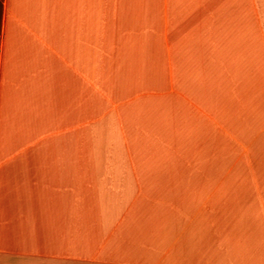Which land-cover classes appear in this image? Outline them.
<instances>
[{"label":"crops","instance_id":"obj_1","mask_svg":"<svg viewBox=\"0 0 264 264\" xmlns=\"http://www.w3.org/2000/svg\"><path fill=\"white\" fill-rule=\"evenodd\" d=\"M0 264H264V0H0Z\"/></svg>","mask_w":264,"mask_h":264},{"label":"rangeland","instance_id":"obj_2","mask_svg":"<svg viewBox=\"0 0 264 264\" xmlns=\"http://www.w3.org/2000/svg\"><path fill=\"white\" fill-rule=\"evenodd\" d=\"M211 131V132H210ZM210 134L207 133V140H208V144L211 142L213 143V135H214V131L213 130H209L208 131ZM212 134V136H211ZM182 137H176L175 138V142L174 145H170L167 147H161V149L164 150V152H168L169 153H174L176 156H178L176 162H175V168H187L185 166V161L183 160V156L182 154H194L198 152V147L191 145V146H186L184 147L183 143H182ZM209 152V150H208Z\"/></svg>","mask_w":264,"mask_h":264}]
</instances>
